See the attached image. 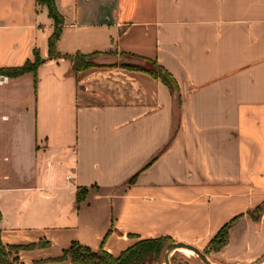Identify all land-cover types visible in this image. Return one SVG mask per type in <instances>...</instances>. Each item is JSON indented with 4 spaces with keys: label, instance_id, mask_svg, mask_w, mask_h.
<instances>
[{
    "label": "crops",
    "instance_id": "obj_1",
    "mask_svg": "<svg viewBox=\"0 0 264 264\" xmlns=\"http://www.w3.org/2000/svg\"><path fill=\"white\" fill-rule=\"evenodd\" d=\"M56 4L52 58L47 7L0 0V67L44 59L37 83L0 73L1 239L22 247L17 264H76L59 259L73 241L116 256L162 236L206 249L229 222L213 258L264 264V211L248 213L264 203V0ZM77 52L105 65L76 72L64 55ZM127 54L157 60L179 92L121 66Z\"/></svg>",
    "mask_w": 264,
    "mask_h": 264
},
{
    "label": "trees",
    "instance_id": "obj_2",
    "mask_svg": "<svg viewBox=\"0 0 264 264\" xmlns=\"http://www.w3.org/2000/svg\"><path fill=\"white\" fill-rule=\"evenodd\" d=\"M39 4L45 5L48 9L49 16L54 20V31L49 38V55L52 58H59L63 55L57 50V42L61 36L64 16L59 12L56 4V0H37ZM101 52H93L89 54L77 52L73 55H64L71 58L73 67L76 72L84 71L88 68L95 66H102L105 64L96 61V58ZM125 55V54H124ZM126 56L137 58L145 61V63L136 62H122L120 65L128 67L134 70L145 71L156 78H160L166 83L173 91L179 92L178 84L173 75L157 60H153L147 57H141L138 55L127 54ZM44 59L39 52L35 51V59L27 60L23 65L14 67H0V73L16 77L27 72H33L35 75V83H37V71L39 66L43 63ZM113 65H118L113 63ZM179 94V93H178ZM139 173H136L129 181V184H133ZM88 192L87 187L79 189L77 194L78 205L85 198ZM264 211L263 207L258 206L255 209L249 210L248 213L256 218L261 212ZM0 211V221H1ZM232 223L224 225L219 232L212 238L206 251H219L229 242V229ZM174 241L171 237L162 236L155 238H144L138 240L129 248L123 250L119 255H113L109 251L101 248L99 250H93L87 245L80 243L79 241H73L71 246L63 251V254L59 259H72L76 264H144L146 260L151 258H158L162 253L163 248L168 242ZM47 242H40L38 245H45ZM37 244H32L27 247H35ZM21 246H7L1 239V225H0V264H17L18 257L13 254V250H19ZM205 251V253H207Z\"/></svg>",
    "mask_w": 264,
    "mask_h": 264
},
{
    "label": "rangeland",
    "instance_id": "obj_3",
    "mask_svg": "<svg viewBox=\"0 0 264 264\" xmlns=\"http://www.w3.org/2000/svg\"><path fill=\"white\" fill-rule=\"evenodd\" d=\"M126 58L128 60L136 62V63H145V61L139 60L137 58H133V57H129V56H126ZM202 250L204 252L206 251V249H202ZM206 252H207L209 258H211L212 260H214L215 262H217L219 264H259L263 261L262 259L255 260L251 263L226 262V261H219V260L217 261L216 259L213 258V255H211V252H208V251H206ZM171 257H172L171 258L172 264H204L198 255H190V254L183 252L182 250H176L175 252H173ZM144 264H164L163 252L159 255L158 258L148 259L145 261Z\"/></svg>",
    "mask_w": 264,
    "mask_h": 264
},
{
    "label": "water",
    "instance_id": "obj_4",
    "mask_svg": "<svg viewBox=\"0 0 264 264\" xmlns=\"http://www.w3.org/2000/svg\"><path fill=\"white\" fill-rule=\"evenodd\" d=\"M175 92L177 91L175 90ZM181 248H187V249L193 250L199 256V258L203 261L204 264H215V262L211 258H209L208 254L205 253L198 246L192 243L184 242V241H171L165 245L162 251L164 264H172L171 256L173 252H175L176 250H180Z\"/></svg>",
    "mask_w": 264,
    "mask_h": 264
},
{
    "label": "bare ground",
    "instance_id": "obj_5",
    "mask_svg": "<svg viewBox=\"0 0 264 264\" xmlns=\"http://www.w3.org/2000/svg\"><path fill=\"white\" fill-rule=\"evenodd\" d=\"M180 250H182L183 252H185L187 254H190V255H197L193 250H190V249H187V248H181ZM215 264H219V263L215 262Z\"/></svg>",
    "mask_w": 264,
    "mask_h": 264
},
{
    "label": "built area",
    "instance_id": "obj_6",
    "mask_svg": "<svg viewBox=\"0 0 264 264\" xmlns=\"http://www.w3.org/2000/svg\"><path fill=\"white\" fill-rule=\"evenodd\" d=\"M6 79V76L0 75V82H3Z\"/></svg>",
    "mask_w": 264,
    "mask_h": 264
}]
</instances>
